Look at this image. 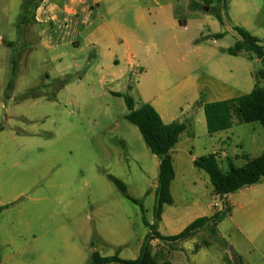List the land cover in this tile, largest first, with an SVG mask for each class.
<instances>
[{"label":"rangeland","instance_id":"rangeland-1","mask_svg":"<svg viewBox=\"0 0 264 264\" xmlns=\"http://www.w3.org/2000/svg\"><path fill=\"white\" fill-rule=\"evenodd\" d=\"M175 3L180 21L192 20L197 12L192 5ZM263 18L264 12L255 14L248 32L264 30ZM226 43L235 44L233 39ZM216 64L235 70L241 84L235 97L250 94V82L256 86L252 74L259 64L229 56L214 58L213 68ZM213 68L201 70L204 102L216 90ZM41 72L29 62L25 70L14 63L0 74V202L6 207L0 215V264H90L93 253L116 256L119 247L120 258L137 259L150 233L143 218L155 224L159 159L126 120L123 98H93L80 89L56 101L47 99L53 97L48 91L26 95L39 86ZM131 72L134 77L142 73L137 65ZM133 98L140 103L137 94ZM189 100L184 97L182 107ZM188 118L193 121L192 112ZM235 129L237 142L251 159L264 153L260 124H236ZM192 131L197 134L193 144L184 138L174 154L179 182L173 188L174 204L164 207L157 231L177 236L225 205L231 213L216 236L205 229L184 242L156 239L150 245L152 255L173 264H264L263 182L256 191L234 196L232 205L218 203L210 178L193 164L194 158L212 152L206 128L194 126ZM226 167L224 161L223 171Z\"/></svg>","mask_w":264,"mask_h":264},{"label":"crops","instance_id":"crops-1","mask_svg":"<svg viewBox=\"0 0 264 264\" xmlns=\"http://www.w3.org/2000/svg\"><path fill=\"white\" fill-rule=\"evenodd\" d=\"M175 1L0 0V74L3 69L13 68L14 63L22 70L27 69L29 62L36 63L42 70L39 86L30 89L26 95L33 92L45 95L48 91L53 97L47 99L56 101L79 89L93 98H122L123 95L133 98L137 94L140 103L133 98L137 107L151 105L164 124L189 123L187 132L171 153L176 173L171 186L172 197L174 185L179 182L174 154L184 143V138L191 144L196 140L197 134L192 131L194 126L206 128L211 142L212 152L202 157L214 155L221 168L226 162V170L229 160L242 167L247 159H251L244 153L242 143L236 140L235 125L241 124L238 117L233 118L230 130L211 136L204 105L238 99L234 93L241 86L233 68L218 64L213 68L214 58L243 57L252 64H259L261 68L252 74L254 80L255 74L263 68L254 55L251 58L246 54L234 57L227 51L240 41L236 29L241 26L248 32L253 16L264 12V0H222L225 7L223 28L210 12L218 0H211L214 3L210 7L206 0H186V5H192L197 12L192 14V20L182 21ZM24 5L28 7L27 22L19 28ZM221 34H224L222 38H214ZM251 35L258 38L264 48V30ZM229 39H233L234 46L226 43ZM133 65L140 67L142 73L139 76L132 75ZM208 66L215 69L212 77L217 86L204 102L201 70ZM46 69L49 71L45 72ZM60 81L65 82L62 87H59ZM249 85L256 87L251 82ZM184 97L190 98V104L182 107ZM191 112L193 121L188 118ZM197 159L200 158H194L193 164ZM262 184L245 188L225 199L216 196L212 188L218 203L232 205L234 196L256 191ZM4 205L0 202V207ZM162 222L163 214L160 225ZM121 250L119 247L117 251L119 258Z\"/></svg>","mask_w":264,"mask_h":264},{"label":"trees","instance_id":"trees-1","mask_svg":"<svg viewBox=\"0 0 264 264\" xmlns=\"http://www.w3.org/2000/svg\"><path fill=\"white\" fill-rule=\"evenodd\" d=\"M213 3L211 0H206L208 7L212 6ZM222 6V0H218L217 6L212 8L210 12L224 25L223 10L225 7L222 8ZM27 15L28 7L24 5L23 13L19 18V28L26 24ZM236 31L240 41L227 53L234 57L242 54L248 56L253 54L261 61L263 68L255 74L256 87L252 93L235 100L204 105L208 133L211 136L230 130L235 116L238 117L241 124H260L264 129V48L261 46V41L246 30L237 28ZM223 36L224 34H221L214 38L220 39ZM251 56L249 57L251 58ZM64 83V81H60L59 87H62ZM121 97L124 99L129 111L125 117L126 120L138 128L152 154L160 160L158 185L155 192V224L151 225L143 218L144 224L150 233L145 238L141 254L137 260L124 261L118 255L104 258L95 252L91 255L90 264H173L170 261L159 262L152 255L150 245L153 240L184 242L192 239L205 229H211V233L216 236L218 226L230 215L231 207L225 205L224 210L215 213L212 217H203L196 220L177 236H162L157 231V227L162 221L164 207L173 205L171 186L176 178L171 153L179 143L181 136L187 132L188 125L185 123L166 125L151 105L144 104L138 108L135 100L129 95ZM194 167L208 175L215 195L221 199L264 182V154L258 158L247 159L246 164L242 167H237L229 160L226 171H223L214 155L197 159L194 162ZM114 183L122 192H126L125 186L119 180L115 179ZM5 209L6 207L0 208V215Z\"/></svg>","mask_w":264,"mask_h":264},{"label":"water","instance_id":"water-1","mask_svg":"<svg viewBox=\"0 0 264 264\" xmlns=\"http://www.w3.org/2000/svg\"><path fill=\"white\" fill-rule=\"evenodd\" d=\"M209 10H207V12H208Z\"/></svg>","mask_w":264,"mask_h":264}]
</instances>
